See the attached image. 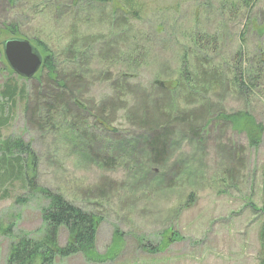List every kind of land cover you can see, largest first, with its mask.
I'll list each match as a JSON object with an SVG mask.
<instances>
[{"label":"rangeland","instance_id":"obj_1","mask_svg":"<svg viewBox=\"0 0 264 264\" xmlns=\"http://www.w3.org/2000/svg\"><path fill=\"white\" fill-rule=\"evenodd\" d=\"M221 1L238 0H139V12L128 19L118 0L111 4H86L85 13L90 24L78 23L79 32L97 48H109L118 42L120 25L128 21L132 34L143 33L149 43V58L145 66H135L130 78L145 85L153 74L163 67L174 68L182 49L181 37L191 31L220 36L226 22L225 37L220 44L224 59L234 53L239 45L247 59L260 55L264 58V0H251L250 7L231 19L220 15ZM69 3V0H63ZM41 3L43 10L37 5ZM71 11L75 6L67 5ZM56 1L0 0V42L9 38L6 31L13 27L17 37L32 41L43 40L57 54L63 73L81 70L65 62L69 51L67 43L78 35L77 26L64 15L58 17ZM59 12V11H58ZM231 14V13H230ZM56 15L51 20L50 17ZM106 18L116 19L109 29ZM122 22V23H121ZM155 30L163 31L156 37ZM82 37V35H78ZM105 42L102 46L95 45ZM162 38V40H157ZM183 38V37H182ZM185 39V38H183ZM32 40V41H31ZM240 40V42H238ZM118 44H116L117 47ZM91 49L89 52H92ZM259 53V54H258ZM1 55V49H0ZM208 60L211 52H205ZM190 56L193 62L196 60ZM204 61V60H203ZM0 60V89L10 79H16L28 93L36 76L21 80L8 75ZM160 63V68H156ZM89 72L81 74L85 83L81 89L80 108L82 118L88 119L89 109L97 107L109 95L106 75L113 72L109 66L89 60ZM119 69V68H118ZM125 66L120 67V71ZM135 75V76H133ZM261 79L246 106L242 99L220 89L215 94L206 93L201 101L224 113L247 110L263 131L259 144L252 147L247 138L226 127L206 131L203 143L191 144L187 138L174 142L168 161L161 168H150L157 174H148L144 163L137 169L120 162L113 170H106L84 159L82 145L70 147L62 129L39 130L28 125V116L21 112L22 103L10 111L0 113V135L3 138L22 139L29 144L34 155L35 185L38 189L62 195L67 201L99 217L95 252L104 258L100 262L85 261L75 255L54 264H258L264 255L257 233L264 221L261 194L264 174V68ZM1 91V90H0ZM214 97V98H213ZM1 102V100H0ZM194 108V107H193ZM114 127L121 135L138 134L136 128H128L121 115L113 118ZM88 123V122H87ZM127 131V132H126ZM85 133L98 135L89 129ZM187 134V133H186ZM98 147V153L114 150L115 146ZM107 148V149H106ZM82 149V150H81ZM240 159V163L237 160ZM179 175H181L179 177ZM110 186V188H107ZM32 190V189H31ZM98 192V193H97ZM39 193V191H38ZM19 200L20 203L15 201ZM47 201L40 194L26 191L20 183L0 185V264L6 263L9 247L22 236L36 239L43 228L41 209ZM11 227L3 235L2 232ZM67 242V233L61 229L58 243Z\"/></svg>","mask_w":264,"mask_h":264},{"label":"trees","instance_id":"obj_2","mask_svg":"<svg viewBox=\"0 0 264 264\" xmlns=\"http://www.w3.org/2000/svg\"><path fill=\"white\" fill-rule=\"evenodd\" d=\"M47 1H56L59 11L56 15L58 17L64 15L71 19L77 29L79 22L82 26L90 24L92 27L91 20L85 13L86 4L106 5L114 2V0H69V3H64L63 0ZM137 1L139 0H118L125 9L123 12L128 19H133V15L139 12L140 7L134 6ZM219 3V15L220 12L222 16L227 13L226 18L231 19L249 8L251 0ZM72 4L75 6L73 12L67 7ZM37 5L43 10L41 3ZM220 23L224 29L217 37L194 30L189 37L186 34L182 35L185 39L181 37V46L186 48L184 46L187 45L192 48V52L182 49L174 68L164 69L158 63L156 68H161L157 69L145 85L132 80L128 74L135 71L134 65L142 67L146 65L150 54L148 44L153 40L143 33L132 34L128 21L120 25L118 35L111 36L118 39L117 43L111 42L108 45L112 51H117L111 58L108 55L109 48H97V53L93 54L96 46L78 29V35L82 37L76 35L68 41L66 50L69 53L65 62L70 67L74 65L75 69L81 70L80 73L77 71L63 73V65L61 69L57 68L62 61L58 63L57 54L48 48L45 41L31 40L38 45V51L43 56L41 68L35 75L36 82L27 93L23 86L17 84L16 79L8 80L0 89V113L11 111L13 106L22 103L21 112L28 116L27 123L30 127L43 131L62 129L70 147L82 145L84 150L87 148L81 156L106 170L115 169L122 161L125 162L126 168L134 169L144 163L149 167L147 173L157 176L150 168L159 169L164 166L174 142L185 137L191 144L200 145L203 143V133L219 127L228 126L234 133L244 134L248 144L256 147L260 142L263 128L247 110L224 113L220 104L217 110L201 101V96L203 99L207 98L206 93L212 92L215 97L220 89L235 98H243L246 106L248 98L262 80L260 75L264 68V58L261 54L248 60L240 45L229 59L228 56L224 59L220 54L219 46L222 42L220 39L225 37L226 22L222 20ZM106 24L109 29H113L116 19L106 18ZM6 33L10 35L9 38H20L17 37L18 32L14 27ZM155 33L159 38L157 34L162 35L163 31L155 30ZM99 39L101 38L94 42L98 47L105 43H99ZM157 40L161 41L162 38ZM91 49L92 52H89ZM207 51L211 52L214 60L212 57L211 60L205 57ZM190 56L193 58L196 56L197 59L193 62ZM90 57L109 66L113 72L108 71L105 77L109 89L108 97L97 107L89 109V117L86 119L82 118L83 113L80 112L82 110L79 95L81 89L85 87L80 75L89 72ZM0 60L4 69L9 71L8 75L15 76L7 67L2 52ZM121 66H125V69L120 71ZM118 115L123 118L126 130L136 128L138 134L125 133L124 138L120 129L114 127L113 118ZM89 129L94 134L98 132V135L93 137V134L85 133ZM102 144L115 146L114 150L103 153L93 150L97 149V146L105 148L101 146ZM237 162L240 163V159ZM16 182L26 191L42 195L47 201V206L40 211L43 228L39 236L36 239L29 236L17 239L9 247L5 264H54L56 260L75 255H81L86 262H100L107 258L95 252V239L101 219L67 201L58 193L38 189L35 185L34 155L30 145L20 138L9 139L0 135V185ZM261 194L264 201V174ZM15 202L20 203L19 200ZM262 208L264 213V202ZM61 229L67 233V242L62 247L58 243ZM10 230L11 227L2 234L6 235ZM257 239L264 251V221L259 227ZM258 264H264V255L260 257Z\"/></svg>","mask_w":264,"mask_h":264},{"label":"water","instance_id":"obj_3","mask_svg":"<svg viewBox=\"0 0 264 264\" xmlns=\"http://www.w3.org/2000/svg\"><path fill=\"white\" fill-rule=\"evenodd\" d=\"M2 57L9 70L23 80L32 79L40 70L42 55L23 38L12 37L1 43Z\"/></svg>","mask_w":264,"mask_h":264}]
</instances>
